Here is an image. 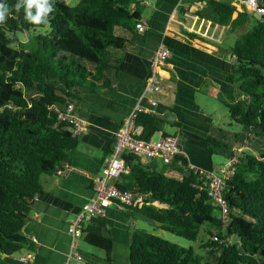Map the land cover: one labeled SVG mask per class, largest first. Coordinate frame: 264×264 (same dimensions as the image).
<instances>
[{
  "label": "trees",
  "instance_id": "1",
  "mask_svg": "<svg viewBox=\"0 0 264 264\" xmlns=\"http://www.w3.org/2000/svg\"><path fill=\"white\" fill-rule=\"evenodd\" d=\"M142 1L79 0L69 6L67 0H50L54 11L48 23L34 25L25 19L23 8L14 9L18 0H5L10 15L0 24V257L24 249L35 253L23 227L30 220L33 200L42 192L40 179L56 176L79 144L74 126L59 120L58 112L86 95L112 89L131 37L147 40L135 28L147 9ZM153 1L173 7L180 2ZM235 13L232 0H206L193 13L233 32L249 28L228 49L234 57L232 89L201 92L217 99L231 121L242 127L235 132L211 124L206 135L211 156L237 157L234 173L224 183L227 222L223 224L221 210L209 200L206 171L191 169L186 157L179 154L170 164L160 161L157 166L155 160L124 153L130 171L115 185L143 199L140 208L125 212L145 218L153 229L129 232L131 264H264V15L259 20L245 10L233 18ZM184 33L205 41L196 33ZM136 124L143 129L142 139L165 127L183 126L155 113L140 114ZM155 201L161 207L152 205ZM155 230L198 241L204 253L171 243ZM84 232V242L102 250L104 258L94 260L82 253L81 261L111 264L113 239L106 218H93Z\"/></svg>",
  "mask_w": 264,
  "mask_h": 264
},
{
  "label": "crops",
  "instance_id": "2",
  "mask_svg": "<svg viewBox=\"0 0 264 264\" xmlns=\"http://www.w3.org/2000/svg\"><path fill=\"white\" fill-rule=\"evenodd\" d=\"M186 1L191 3L194 0ZM205 5L206 0H200L198 6L191 3L192 9L189 11L179 5L173 7L161 2H156L150 11L152 4L146 6L144 18L148 20L149 27L144 33L147 40L143 42L142 38L131 37L129 48L121 53L122 62L112 89L102 95H86L76 102L75 113L84 122L77 132V149L63 175L41 177L42 192L33 200L30 220L23 227V234L35 244V264H87L84 260L69 257L68 223L80 207L93 197L95 177L110 155L115 133L124 116L141 95L149 60L160 44L167 46L172 56L161 69L168 79L162 93L157 95L159 106L155 114L170 116L183 124L180 130L174 128V134L179 133L180 142L183 136H190L192 132L193 138L201 141L198 149L205 154H201L202 162L193 159L192 153L179 147L189 167L210 171L216 166L206 150L205 139L212 119L196 103L195 95L210 88L226 92L232 89L229 74L234 66V57L228 49L237 37L228 36L233 33L229 26L212 25L197 16L196 21L189 18ZM180 8L185 11L183 15L179 14ZM245 10V5L244 9L236 7V13ZM204 23L207 27L203 31ZM195 25L199 31H195ZM184 30L200 35L205 41L188 37ZM164 132L168 133L166 130ZM152 163L157 166L161 164L160 160ZM105 218L113 239L111 264H131L129 232L136 228V220L142 217L132 218L125 211L111 207ZM79 252L82 256V251ZM22 254L29 252L24 249L15 256L0 257V264H20L16 256Z\"/></svg>",
  "mask_w": 264,
  "mask_h": 264
},
{
  "label": "built area",
  "instance_id": "3",
  "mask_svg": "<svg viewBox=\"0 0 264 264\" xmlns=\"http://www.w3.org/2000/svg\"><path fill=\"white\" fill-rule=\"evenodd\" d=\"M152 2L153 0H143L141 4L149 6ZM243 4L249 12L260 17L264 15V0H245ZM148 27V20L144 17L135 26L139 33H144ZM171 56V50L167 46L160 44L150 58L148 73L141 95L124 116L121 125L115 133L111 153L105 159L104 165L95 177L94 195L80 207L68 223L70 258L73 257L81 261V254L78 249L79 241L84 239L86 235L84 232L85 226L93 218L106 217L107 211L111 207L118 211H125L129 207L140 208L143 205V199L139 195L130 191H121L115 185L121 175L128 174L130 171L122 157L124 153H133L146 160H160L164 164H170L175 156L180 154V136L178 132L176 134H168L164 131H158L151 138L142 139L143 129L136 124L140 114L155 113L156 108L159 106L157 95L162 93L168 79L161 73V69L168 64ZM58 119L72 124L75 128V133L84 124L75 113L73 104H69L64 112H58ZM236 163L237 157L232 156L224 164L217 165L212 170L206 171L207 195L211 204L221 210L223 224L227 222L228 212V203L224 197V183L233 175ZM67 168L68 163L63 164L61 169L57 171L56 176L63 175ZM190 168L197 169L195 167ZM152 205L161 207L156 201ZM214 239L218 240L216 237ZM231 240L232 238L228 239V242L232 243ZM16 259L20 264H35L36 255L34 253L22 254L16 256Z\"/></svg>",
  "mask_w": 264,
  "mask_h": 264
},
{
  "label": "rangeland",
  "instance_id": "4",
  "mask_svg": "<svg viewBox=\"0 0 264 264\" xmlns=\"http://www.w3.org/2000/svg\"><path fill=\"white\" fill-rule=\"evenodd\" d=\"M232 1H233L234 5H236V7L240 8V9H244L243 2L245 0H232ZM78 2H79V0H67V4L69 6H75ZM198 2H200V0H194L191 3H192V5L196 4L198 6ZM191 3L187 2V1L185 2V0H184V2L179 3V6H182L184 9H188V11H189L192 9ZM155 5H156V2L152 3V6L149 9V11L152 9V7H155ZM186 5H189L190 7L188 6V8H186ZM172 9H173V7H172ZM236 16H237V13L234 14V17H236ZM191 17H193V18H191ZM191 17H189V18L193 21H196L198 19L196 16H191ZM189 24H191V23H189ZM206 27H207V25H206V23H204L202 25V30L204 31V29ZM248 29L249 28L247 26H245L239 30H235L232 34H228V36L232 35V36L239 38ZM195 31H199V28L197 25H195ZM203 33H205V32H203ZM22 40L25 41V38L23 37ZM195 43L199 44L197 42H195ZM203 47L207 48V49H211V48H208L206 45H203ZM195 97H196L195 98L196 103H198V105L205 112V114L208 115L212 119V124H214L215 126L221 127V128H225V129L235 131V132H241L242 131L241 126H238L231 121L229 114L227 112V109L224 107V105L220 104V102L217 99L210 97V96H207L205 94H200V93H197L195 95ZM230 123H232V125H230ZM165 130L169 134H174V131H175L174 128H170V127H165ZM188 133H190V131H188ZM193 133L194 132H192V135H190V136H183L181 139V142L179 143V147L184 148L189 153H192L193 155L191 157L193 159H195L199 162H202L203 156L201 154H204V152L203 151L201 152L198 149V147H199L198 144L200 145L201 141L195 140L193 138ZM156 137H155V139H156ZM205 139H206V137H205ZM181 144H182V147H181ZM241 149H243V151H245V150H248V147L243 146ZM241 149L239 148V150H241ZM207 157H208V154H207ZM211 158H212L213 164L216 166L220 165V164H224L226 161V159L223 155H213V156H211ZM135 226H136V228L147 229V230H150L151 232L153 230L151 228V226H149V221L146 219H142V218L136 220ZM153 233L155 235L171 242V243L178 244L184 248H188L189 246H192L194 248L195 252L200 254V255H203V253H204L203 250H200L198 248L199 247L198 241L197 242H187L186 240H184L182 238H179V237H177L171 233L161 231V230H155ZM79 247H80L79 250L82 251L83 254L88 255V256H92L91 259L95 260L96 258L104 257V252L102 250L87 245L85 242H83V240L79 241ZM71 264H73V263H71Z\"/></svg>",
  "mask_w": 264,
  "mask_h": 264
},
{
  "label": "clouds",
  "instance_id": "5",
  "mask_svg": "<svg viewBox=\"0 0 264 264\" xmlns=\"http://www.w3.org/2000/svg\"><path fill=\"white\" fill-rule=\"evenodd\" d=\"M24 10L25 19L34 25L47 24L49 14L54 11V5L50 0H18L14 9L18 12ZM10 15V8L5 0H0V24H3Z\"/></svg>",
  "mask_w": 264,
  "mask_h": 264
},
{
  "label": "water",
  "instance_id": "6",
  "mask_svg": "<svg viewBox=\"0 0 264 264\" xmlns=\"http://www.w3.org/2000/svg\"><path fill=\"white\" fill-rule=\"evenodd\" d=\"M254 17L257 18V19H259V20L261 19V17L258 16V15H256V14H254Z\"/></svg>",
  "mask_w": 264,
  "mask_h": 264
}]
</instances>
